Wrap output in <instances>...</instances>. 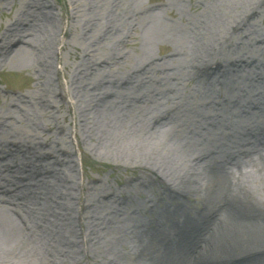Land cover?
Masks as SVG:
<instances>
[{"label": "rangeland", "instance_id": "rangeland-1", "mask_svg": "<svg viewBox=\"0 0 264 264\" xmlns=\"http://www.w3.org/2000/svg\"><path fill=\"white\" fill-rule=\"evenodd\" d=\"M14 27L27 44L0 50V177L56 168L40 178L67 193L75 231L20 186L0 264H151L184 229L176 264H190L191 232L227 217L229 180L264 223V0H0V38ZM215 63L225 77L197 73ZM18 141L45 161L10 154ZM260 245L239 243L235 263L264 264Z\"/></svg>", "mask_w": 264, "mask_h": 264}, {"label": "bare ground", "instance_id": "bare-ground-1", "mask_svg": "<svg viewBox=\"0 0 264 264\" xmlns=\"http://www.w3.org/2000/svg\"><path fill=\"white\" fill-rule=\"evenodd\" d=\"M24 39L25 36L22 35L21 31L17 27L11 28L9 32L3 34L0 38V50H3V52L5 51L7 53H12L16 49L22 51L23 45L20 44H27ZM204 50V54L206 53L207 56L210 57L213 55V52L208 55V49ZM215 64H217V69L213 70V66L209 64L207 66L199 67L197 73L199 72V74H204L206 72L205 74L209 75L211 73L218 78L225 77L227 75L226 66H224L223 69L220 68L222 67L221 63ZM233 65L239 66V63L233 62ZM38 149V144H26L25 142L19 141L12 143L9 147L10 154L15 155L17 153L22 154L28 152L33 153L32 155H34L36 158H39L38 161H45L43 159V153H37ZM67 158L68 157L66 156L57 159L53 164L63 167L68 161ZM50 165H52L51 162ZM18 170L19 177H14V179L7 178V176L0 177V192L4 196L8 197L7 199H0V213H7L8 211L12 210L9 207L11 205V198L17 196V193L22 191L20 190L21 187L27 190L42 192L41 194L45 193L46 197H49L52 200L51 208L53 209L54 214L60 218L65 227L67 225L70 228V234L74 235L75 230L72 217L74 209L68 202L64 200L67 193L64 191H60L59 193L56 192L51 184L44 181L42 177L40 178V176H54V173H56V168H46L44 171V174L46 175H40L39 173L33 171L21 173V169ZM262 170H264V167ZM38 174L39 176H37ZM67 188L71 189L73 187L68 185ZM222 192H224L223 194L228 197L227 200L229 201L228 207L223 209L227 217L212 228L208 229L205 226L197 229L195 233L191 232L190 237L197 239V243L199 244V247H202V251L200 255L192 258L190 264H236L235 260L237 256H241V253H236L238 251V244L243 241L249 243L252 241L255 243V240L260 241L261 245L259 247L264 248V223H256L248 220L251 206L254 207L256 205H261L260 203L262 200L257 199L251 195L247 189L238 186V184L230 182V180L228 183H226ZM186 230L187 229H184V233L181 234V237H184L185 241H189L191 239L189 238ZM41 231H44V233L43 236L41 235L38 237V241L45 242L47 246L52 247L54 236L50 231H47V228L44 225L42 226ZM21 232L24 233L25 229L22 228ZM185 241H181V245L178 241H172L169 243H164L153 249V254L151 253V264H176L177 258L180 256L182 251L181 248H183V242ZM226 241L230 242V244L228 242L227 244ZM54 257L55 263L58 262V264H64L60 260L59 262L56 259L55 254ZM251 259L252 258H246L248 262L251 261Z\"/></svg>", "mask_w": 264, "mask_h": 264}]
</instances>
